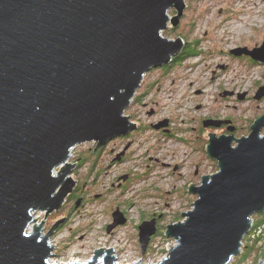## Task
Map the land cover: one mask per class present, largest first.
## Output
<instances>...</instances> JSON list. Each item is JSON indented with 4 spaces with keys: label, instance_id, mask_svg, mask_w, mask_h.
<instances>
[{
    "label": "water",
    "instance_id": "water-1",
    "mask_svg": "<svg viewBox=\"0 0 264 264\" xmlns=\"http://www.w3.org/2000/svg\"><path fill=\"white\" fill-rule=\"evenodd\" d=\"M184 1L0 0V264H50L49 238L66 217L42 235L45 216L27 234L33 216L60 209L73 192L74 163L66 162L75 147L101 149L136 130L124 113L144 76L183 49L180 36L161 33L177 27ZM230 54L264 64V41ZM263 97L264 86L254 99ZM263 126L264 116L247 137L208 134L205 153L218 171L188 185L197 200L180 215L184 222L167 226L165 236L177 244L157 264H229L240 254L251 217L264 213ZM125 223L116 209L106 231ZM156 231L155 220L138 226L142 254ZM113 251L68 264H117Z\"/></svg>",
    "mask_w": 264,
    "mask_h": 264
},
{
    "label": "rangeland",
    "instance_id": "rangeland-1",
    "mask_svg": "<svg viewBox=\"0 0 264 264\" xmlns=\"http://www.w3.org/2000/svg\"><path fill=\"white\" fill-rule=\"evenodd\" d=\"M184 4L178 28L173 32L169 23L161 34L170 40L180 36L186 42L184 48H192L194 55L180 62L174 73L154 70L147 74L124 113L139 132L132 139L116 142L109 154L108 149L97 156L90 154L96 148L94 142L75 147L66 163H74L70 177L80 191L74 194L73 190L60 209L33 216L35 223L27 234L45 216L42 235L66 217L51 241L61 253L50 259V264L85 262L101 248L113 249L117 264H136L139 260V264H157L164 260L177 243L165 236L167 226L184 222L180 215L191 211L190 205L197 200L188 192V185L199 186L204 176L218 171L217 163L208 160L204 151L208 134L222 133L206 131L201 121L212 114L233 116L239 126L234 136L240 139L247 137L251 124L264 115V102L258 104L252 99L264 86H260L264 64L230 55L236 48L252 50L262 45L264 0H185ZM168 14L171 18L175 12ZM226 88H236L238 95L245 94L244 99L239 103L221 99ZM197 91L202 93L196 95ZM165 121L171 125L172 136L168 131L151 130ZM121 151L127 152V159L113 161ZM59 170L56 168L54 175ZM116 209L125 215L126 223L107 233ZM150 220L156 221L158 230L142 254L138 226ZM263 222L264 213L251 217L252 228L241 252L229 264L264 262Z\"/></svg>",
    "mask_w": 264,
    "mask_h": 264
},
{
    "label": "flooded vegetation",
    "instance_id": "flooded-vegetation-1",
    "mask_svg": "<svg viewBox=\"0 0 264 264\" xmlns=\"http://www.w3.org/2000/svg\"><path fill=\"white\" fill-rule=\"evenodd\" d=\"M173 12H174V10H173ZM174 15V14H173ZM171 25V24H170ZM178 28V25H177V27L176 28H174L173 26H171V30L174 32L176 29ZM183 39V38H182ZM184 44H186V42L184 43ZM188 50V48L185 46V48H184V46H183V49L180 51V53L178 54V55H176L175 57H173V59H172V61H171V63L169 64V65H167V66H164V67H161V68H157V69H152L151 71H154V70H159V71H163V72H165V73H170V72H173L174 73V70L178 67V66H180L181 64H179L180 62H182L187 56H189V55H194L193 53H190L189 51H187ZM231 55V54H230ZM232 57H233V55H231ZM179 64V65H178ZM178 65V66H177ZM177 66V67H176ZM150 71V72H151ZM150 72H148L147 74H149ZM147 74L144 76V77H146L147 76ZM144 79V78H143ZM143 82V81H142ZM142 84V83H141ZM262 85H264V76H263V79H262V83L260 84V86H262ZM260 86H258V87H260ZM141 87V86H140ZM263 87V86H262ZM236 88H226L225 90H223V93L220 95V98L221 99H223V100H231V101H233V102H235V103H239V96L240 95H238L239 94V91H237V90H235ZM202 93V91H197L196 92V95H200ZM246 99L247 100H250L251 99V96L247 93V96H246ZM253 100H254V97L252 98ZM133 100V99H132ZM254 101H256V100H254ZM264 102V97L262 98V99H260L259 101H256V103H258V104H261V103H263ZM233 108H235L236 109V107L235 106H233ZM154 112V111H153ZM264 115H262V117H263ZM258 119H260V118H258ZM257 119V120H258ZM257 120H255L254 122H256ZM206 121H214V122H216L217 124H219V125H217V126H215V125H212V126H209V127H206L205 126V124H204V122H206ZM202 127H203V129H205L206 131H211V132H220V133H222V135H226V136H228V135H231V134H233L234 135V133L235 132H238L239 131V126H238V124L236 123V121L234 120V117L233 116H228V115H224V114H212V115H210L209 117H206V118H204L202 121ZM253 122V123H254ZM170 125V123L168 122V126ZM251 126H252V124H251ZM251 126L249 127V131L251 132ZM149 127H151V125L149 126ZM170 127V129L169 130H167V129H165V128H162V129H159V130H156V129H154V127L152 126L151 128V130L153 131V132H158V133H165L166 131H168L169 132V136H172V133H170L171 132V125L169 126ZM264 130V126L261 128V130H260V132L261 131H263ZM139 132V130L138 131H133V132H131V133H129V135H127V136H124V137H118V138H116V139H114V140H112V141H110L108 144H107V146L106 147H104V148H101V149H97V150H93V151H90L89 153L90 154H92L93 156H97V155H99V154H101V152L102 151H105L106 149H108L109 150V152H108V154L109 153H112L113 151H114V148H115V146H116V142H119V141H125V140H129V139H132L133 137H134V135H136L137 133ZM230 132H233V133H230ZM219 136H221V135H219ZM235 137V136H234ZM180 140V139H179ZM181 141H184V140H180V142ZM112 145V146H111ZM95 146H96V144H95ZM111 146V147H110ZM122 152V151H121ZM127 153V152H126ZM126 153L124 154V155H122L121 157H120V161L119 162H122L124 159H127V158H125L126 157ZM119 154H120V152H119ZM204 154H205V156H206V158L208 159V160H210V161H213V160H211L208 156H207V154L205 153V151H204ZM116 157L118 156V154H116L115 155ZM80 161H82V159L80 160ZM79 161V162H80ZM78 162V161H77ZM117 162V161H116ZM213 162H215V161H213ZM156 163H158V160H156ZM156 163H154V164H156ZM151 165H153V164H151ZM151 165H149L148 167H150ZM77 166V165H76ZM155 166V165H154ZM76 168V167H75ZM196 174H197V172H195L194 173V175L196 176ZM78 191H80L79 190V188H78V185H76V187H75V189H74V194H76ZM81 199V198H80ZM81 202H82V199H81ZM81 202H80V204H81ZM125 216V215H124ZM158 226V225H157ZM62 228V225L60 224L56 229H55V231H53V234L50 236V238H49V242L51 243V241H53V239L55 238V236L57 235V233L60 231V229ZM116 229V228H115ZM157 230H158V228H157ZM113 232V231H112ZM54 246V245H53ZM62 250H64V249H62ZM96 251V250H95ZM94 251V252H95ZM60 253H61V250H60V247L58 248L56 245L54 246V250H53V252H52V254L54 255V257H58L59 255H60ZM103 253H105V251L103 250ZM113 254V253H112Z\"/></svg>",
    "mask_w": 264,
    "mask_h": 264
},
{
    "label": "bare ground",
    "instance_id": "bare-ground-1",
    "mask_svg": "<svg viewBox=\"0 0 264 264\" xmlns=\"http://www.w3.org/2000/svg\"><path fill=\"white\" fill-rule=\"evenodd\" d=\"M214 174H215V173H214ZM111 217H112V216H111ZM111 223H112V222H111ZM119 226H121V225H119ZM119 226H117V227H119ZM117 227H116V228H117ZM114 229H115V228H114ZM114 229H113V230H114ZM113 230H112V231H113ZM29 231H30V230H29ZM112 231H111V232H112ZM106 232H107V231H106ZM111 232H110V233H111ZM176 244H177V243H176ZM173 248H174V247H173ZM113 256H114V255H113ZM77 262H79V261H77ZM52 264H53V263H52Z\"/></svg>",
    "mask_w": 264,
    "mask_h": 264
},
{
    "label": "trees",
    "instance_id": "trees-1",
    "mask_svg": "<svg viewBox=\"0 0 264 264\" xmlns=\"http://www.w3.org/2000/svg\"><path fill=\"white\" fill-rule=\"evenodd\" d=\"M187 51H189L190 53H192L191 51H193V49L192 48H190V50L188 49ZM264 223V222H263Z\"/></svg>",
    "mask_w": 264,
    "mask_h": 264
}]
</instances>
